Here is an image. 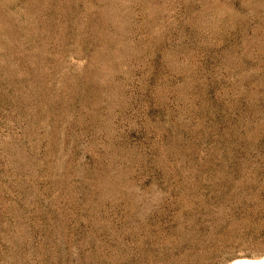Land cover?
<instances>
[{
  "label": "rangeland",
  "instance_id": "1",
  "mask_svg": "<svg viewBox=\"0 0 264 264\" xmlns=\"http://www.w3.org/2000/svg\"><path fill=\"white\" fill-rule=\"evenodd\" d=\"M264 257V0H0V264Z\"/></svg>",
  "mask_w": 264,
  "mask_h": 264
},
{
  "label": "bare ground",
  "instance_id": "2",
  "mask_svg": "<svg viewBox=\"0 0 264 264\" xmlns=\"http://www.w3.org/2000/svg\"><path fill=\"white\" fill-rule=\"evenodd\" d=\"M232 264H264V257L259 259H237Z\"/></svg>",
  "mask_w": 264,
  "mask_h": 264
}]
</instances>
